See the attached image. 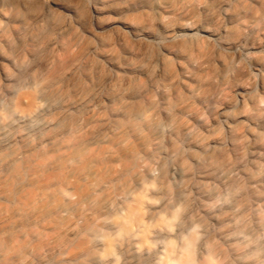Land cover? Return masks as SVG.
Instances as JSON below:
<instances>
[{"label": "clouds", "instance_id": "obj_1", "mask_svg": "<svg viewBox=\"0 0 264 264\" xmlns=\"http://www.w3.org/2000/svg\"><path fill=\"white\" fill-rule=\"evenodd\" d=\"M0 264H264V0H0Z\"/></svg>", "mask_w": 264, "mask_h": 264}]
</instances>
